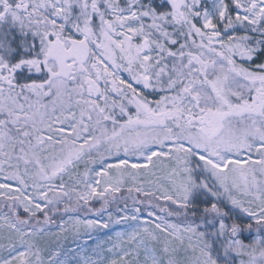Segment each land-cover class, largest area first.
Listing matches in <instances>:
<instances>
[{
	"label": "snow or ice",
	"instance_id": "6c2138e0",
	"mask_svg": "<svg viewBox=\"0 0 264 264\" xmlns=\"http://www.w3.org/2000/svg\"><path fill=\"white\" fill-rule=\"evenodd\" d=\"M0 264H264V0H0Z\"/></svg>",
	"mask_w": 264,
	"mask_h": 264
}]
</instances>
